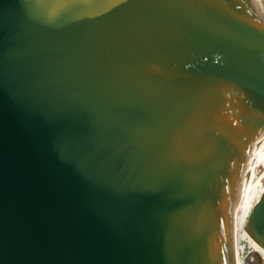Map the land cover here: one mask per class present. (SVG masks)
<instances>
[{"label": "water", "instance_id": "water-1", "mask_svg": "<svg viewBox=\"0 0 264 264\" xmlns=\"http://www.w3.org/2000/svg\"><path fill=\"white\" fill-rule=\"evenodd\" d=\"M250 188L264 0H0V264H233Z\"/></svg>", "mask_w": 264, "mask_h": 264}, {"label": "bare ground", "instance_id": "bare-ground-1", "mask_svg": "<svg viewBox=\"0 0 264 264\" xmlns=\"http://www.w3.org/2000/svg\"><path fill=\"white\" fill-rule=\"evenodd\" d=\"M262 197L263 193L259 189L250 188L240 200L235 222L233 264H256L259 257L264 264V251L258 246L248 225L252 212Z\"/></svg>", "mask_w": 264, "mask_h": 264}, {"label": "rangeland", "instance_id": "rangeland-1", "mask_svg": "<svg viewBox=\"0 0 264 264\" xmlns=\"http://www.w3.org/2000/svg\"><path fill=\"white\" fill-rule=\"evenodd\" d=\"M259 261L261 262V264H263V262H262L263 260H262L260 257L257 258V260H256V264H257Z\"/></svg>", "mask_w": 264, "mask_h": 264}]
</instances>
